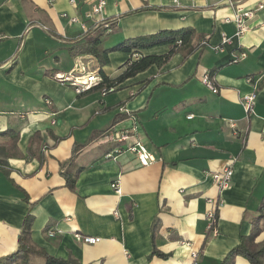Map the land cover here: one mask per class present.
Here are the masks:
<instances>
[{
    "label": "crops",
    "instance_id": "crops-1",
    "mask_svg": "<svg viewBox=\"0 0 264 264\" xmlns=\"http://www.w3.org/2000/svg\"><path fill=\"white\" fill-rule=\"evenodd\" d=\"M89 8L86 0L76 6L0 0V258L18 249L31 214L32 244L53 257L194 264L196 252L197 264H222L264 213V0H107L110 31L87 18ZM238 9L253 12L242 34L226 21ZM183 29L194 31L193 46L200 44L190 55L179 51L107 94L95 88L79 94L55 78L81 73L88 62L110 79L123 73L131 53L111 52L102 66L82 51L89 35L102 32L101 48L109 49ZM169 50L160 46L134 57ZM243 52L247 57L235 62ZM215 70L217 94L202 81ZM253 92L248 115L243 100ZM133 128L128 143L110 141L107 133L91 140L107 129ZM135 140L154 156L148 166L128 151ZM226 168H233L232 183L220 191L212 175ZM211 210L216 235L209 229ZM75 234L101 241L84 244ZM257 242H264V218ZM20 264L45 261L33 256ZM234 264L251 263L237 256Z\"/></svg>",
    "mask_w": 264,
    "mask_h": 264
},
{
    "label": "trees",
    "instance_id": "trees-1",
    "mask_svg": "<svg viewBox=\"0 0 264 264\" xmlns=\"http://www.w3.org/2000/svg\"><path fill=\"white\" fill-rule=\"evenodd\" d=\"M102 37V32H99V34H95L93 36L89 35L86 37V41L82 47V51L91 53L99 60V63L102 66L109 64L108 55L111 52L120 51L131 53V57L124 66L123 73L118 77L110 79L103 72H100V75L103 78V82L94 88L102 89V91L106 90V92L108 93L110 89L115 90L116 87H118V85L125 80L135 77L139 73L148 70L154 65H157L159 67L163 66L177 52L183 51L185 55L188 56L200 45H192V40L194 37V31L192 29L161 31L154 35L126 40L109 49L101 48ZM160 46H169V52L164 55L145 56L141 54L137 57H134V54L141 53V51L143 50H149ZM215 72H217V70L211 72V77L214 76ZM124 116L129 117V114H125ZM108 131L109 129L101 133L99 132L95 136L91 137V140L95 139L96 137H102ZM74 184L75 180L70 179L68 181V185L70 188H74ZM260 209L262 213L264 211V198L262 200ZM263 218L264 213L261 214L256 220H254L250 234L241 238V242L239 243V245L234 247L229 252L228 256L224 259L222 264H234L235 258L237 256L245 257L251 264H264V242H257V238L261 233V221L263 220ZM33 221L34 217L29 214L23 224L18 249L14 253L0 258V264H20V262H27L33 256L42 257L45 261V264H81L78 260L75 259H62L50 256L44 250L35 247L32 244L31 239ZM154 254L163 258L168 257V255L160 253L156 250H154Z\"/></svg>",
    "mask_w": 264,
    "mask_h": 264
},
{
    "label": "built area",
    "instance_id": "built-area-1",
    "mask_svg": "<svg viewBox=\"0 0 264 264\" xmlns=\"http://www.w3.org/2000/svg\"><path fill=\"white\" fill-rule=\"evenodd\" d=\"M206 1H212L215 3H226L233 5V0H206ZM88 2L90 8L89 11L87 12V18L90 20H93L96 22V24L100 27L106 28L107 31H110V23L106 22L105 20V12L107 8V0H86ZM70 3L73 6H76L77 0H70ZM261 8H263L261 6ZM66 16V15H65ZM253 17V12L252 11H245L242 9H238L237 13L233 18H227V22H234L237 24L238 27V34H242L245 31V22L246 20L250 19ZM71 22H78V18H72L70 19ZM83 27L86 31H88L87 24H83ZM228 38L224 37V42H227ZM206 42L204 41L202 44H205ZM217 51H222L223 48L221 47H216ZM137 57V56H136ZM247 57V54L245 52L240 53L235 55V62L244 59ZM86 59V58H85ZM84 60V58H81V62ZM91 62H88L87 67L83 69V71L80 73L76 72V74L70 73L68 75L66 74H56L55 78L59 82L66 84L69 83L71 84L77 91V93H84L87 92L94 87L98 86L100 83L103 82V78L100 75L99 69L96 66H91ZM203 83L215 94L218 93V88L214 84L213 79L211 75L208 73L206 74L203 79ZM114 89H110L109 92H112ZM103 94H107L106 90L102 91ZM256 98V93L253 92L247 96L244 97L243 104L245 106L246 113L248 115L252 114L254 111V101ZM192 116H189L191 118ZM135 128L133 130H127V131H112L109 130L107 134L105 135V138H107L110 141H115L119 143H124V142H130L134 136L133 132H135ZM123 149L121 148H116L115 153L116 154H121ZM128 151L134 153L140 164L142 166H148L151 164L155 158L154 156L147 150V148L144 146V144L140 141H134L129 147ZM110 156V155H109ZM213 177V182L217 186V188L220 191H223L231 186L232 179H233V168H226L222 172L215 173L212 175ZM114 188L119 191L118 184L114 185ZM207 218L210 221L209 229L210 231L216 235L218 230L216 226L217 222V216L216 212L214 210H211L207 213ZM56 235L55 231H49V236L54 237ZM75 239L78 242L84 243V244H91L95 245L101 241L100 238L98 237H93V236H87V235H82V234H75ZM192 256L195 260L194 264L196 263V260L198 259V254L196 252L192 253Z\"/></svg>",
    "mask_w": 264,
    "mask_h": 264
}]
</instances>
